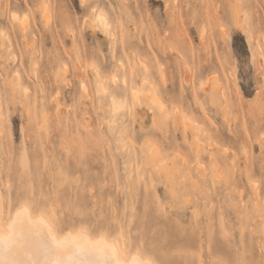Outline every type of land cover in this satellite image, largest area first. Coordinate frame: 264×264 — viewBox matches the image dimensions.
I'll return each instance as SVG.
<instances>
[{"label": "rangeland", "instance_id": "1", "mask_svg": "<svg viewBox=\"0 0 264 264\" xmlns=\"http://www.w3.org/2000/svg\"><path fill=\"white\" fill-rule=\"evenodd\" d=\"M87 2L108 34L80 0H0L4 213L33 188L68 228L95 210L172 264H260L264 0ZM93 65L127 82V111L97 95Z\"/></svg>", "mask_w": 264, "mask_h": 264}, {"label": "snow or ice", "instance_id": "2", "mask_svg": "<svg viewBox=\"0 0 264 264\" xmlns=\"http://www.w3.org/2000/svg\"><path fill=\"white\" fill-rule=\"evenodd\" d=\"M80 6L91 9V13L85 17L86 23L91 20L95 31L108 34L110 20L99 3L80 0ZM11 19L17 21L19 18L13 14ZM222 33L227 48L231 32L222 30ZM0 35L3 33L0 32ZM225 60H228L227 53ZM93 68L97 74V95L102 94L105 100L112 97L113 115L127 111V82L122 90L117 76L111 75L109 78L95 65ZM121 96L123 99L117 103ZM160 110L166 111L163 104H160ZM261 152L264 155V140L261 141ZM52 202L51 192L45 194L41 191L38 196L33 188L26 187L14 201L8 202V221L5 222V204L0 197V225L7 223L6 234L0 228V264H172L171 261L158 258L146 241L131 238L123 229L118 235L106 229L103 222L95 218V210L91 214L78 212L81 219L78 222L72 219L69 230L68 219L60 221L54 209L49 207ZM93 236L96 238L93 239ZM209 264L225 262L216 259ZM236 264L243 262L238 261ZM260 264H264V248L261 249Z\"/></svg>", "mask_w": 264, "mask_h": 264}, {"label": "bare ground", "instance_id": "3", "mask_svg": "<svg viewBox=\"0 0 264 264\" xmlns=\"http://www.w3.org/2000/svg\"><path fill=\"white\" fill-rule=\"evenodd\" d=\"M13 13V12H12ZM11 16H12V14H11ZM22 20V19H21ZM259 49V48H258ZM261 51V50H260ZM263 57V56H262ZM262 76V75H261ZM188 79V78H187ZM82 87H83V85H82ZM84 88V87H83ZM136 95V94H135ZM137 97V96H136ZM156 98H155V96L154 95H150L149 96V100L151 101V102H155L156 100H155ZM112 101V100H111ZM112 109V111H113V107H111ZM113 113V112H112ZM262 116V115H261ZM187 126V125H186ZM192 126V125H191ZM188 127H189V125H188ZM193 128H191V131H194V130H192ZM197 131V130H196ZM195 132V131H194ZM198 132V131H197ZM197 144V143H196ZM201 144V143H200ZM196 147H198V146H196ZM156 149V148H155ZM151 149L150 150V152L152 153V155L153 156H158V155H160L159 153H158V155L156 154L157 152V150L158 149ZM3 220L5 221V222H7L8 221V216L5 214V213H3ZM18 227H20V226H18ZM0 228H2L3 229V231L5 232V234H6V232H7V223H3L2 225H0ZM69 230L71 229V228H68ZM93 239H95L96 237L95 236H93L92 237Z\"/></svg>", "mask_w": 264, "mask_h": 264}]
</instances>
